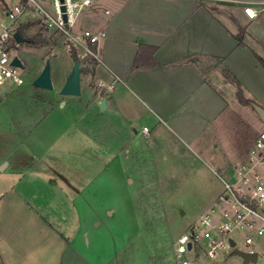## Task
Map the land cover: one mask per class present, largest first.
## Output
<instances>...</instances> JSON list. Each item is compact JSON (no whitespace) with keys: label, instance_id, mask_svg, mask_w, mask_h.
Here are the masks:
<instances>
[{"label":"rangeland","instance_id":"obj_1","mask_svg":"<svg viewBox=\"0 0 264 264\" xmlns=\"http://www.w3.org/2000/svg\"><path fill=\"white\" fill-rule=\"evenodd\" d=\"M191 1L194 8L201 7L194 9L201 27L193 34V46L229 44L228 37L211 30L212 21L243 36L246 23L234 26L229 17L242 6ZM35 2L55 16L53 0ZM91 2L70 33H103L93 49L97 58L36 23L24 31L25 39L40 35L47 43L21 44L12 52L23 61L24 84L33 81L49 60L53 87L36 101L31 84L0 85V244L7 236L28 238L18 243L17 253H27V264H42L45 255L54 257L62 247L53 236L59 233L80 257L72 262L69 250L64 264H172L176 238L218 202L224 190L220 178L230 174L227 166L242 160L264 131L254 110L257 105L264 109V67L258 61L259 56L264 59V19L247 29L253 37L244 40L251 49L247 48L249 57L237 75L230 72L240 86H248L243 97L251 105L239 103L235 85L224 78L225 58H217V65L210 63L206 82L194 75L180 86L178 76L128 78L120 71L123 80L115 82L101 66H129L134 41L148 38L136 34L141 21L129 18L143 7L136 0ZM30 11L35 16L31 21L38 22L40 15ZM261 16L264 12L254 21ZM182 36L171 34L159 45L166 50ZM74 54L82 61L80 95L63 96L60 91ZM200 64H193L198 71ZM103 100L106 108L101 111ZM37 214L48 224L40 223ZM242 236L234 235L239 252L245 250ZM52 244L57 246L51 253L40 248ZM255 251L257 264L264 263V235L256 238ZM208 264L245 263L231 253Z\"/></svg>","mask_w":264,"mask_h":264},{"label":"built area","instance_id":"obj_2","mask_svg":"<svg viewBox=\"0 0 264 264\" xmlns=\"http://www.w3.org/2000/svg\"><path fill=\"white\" fill-rule=\"evenodd\" d=\"M204 2L235 3L242 6V14L247 20H255L264 12V0H194ZM91 0H53L54 15L42 9L35 0H0V85L11 81L16 86L24 84V68L13 66L12 60L18 57L12 54L21 44L14 34L27 20H33L34 11L40 15L35 22L43 30H54L55 36L71 38L86 53L97 58L93 49H97L104 34L97 35L85 29L79 36L72 37L70 29L81 11L90 7ZM24 37V29L22 33ZM15 53V52H14ZM228 178L221 179L223 192L218 202L199 215L181 233L173 245L172 264H206L217 260L219 255H229L238 249L234 235L243 234L244 253L254 254L255 238L264 235V131L260 132L243 160L227 169ZM234 243L231 246V242ZM190 245V248H188ZM255 263L248 264H257ZM264 264V263H262Z\"/></svg>","mask_w":264,"mask_h":264},{"label":"crops","instance_id":"obj_3","mask_svg":"<svg viewBox=\"0 0 264 264\" xmlns=\"http://www.w3.org/2000/svg\"><path fill=\"white\" fill-rule=\"evenodd\" d=\"M136 1L143 8L137 10L138 14L131 13L129 18L137 19L141 21L142 25H138V28H142V29L136 30L134 25L133 30L135 29L136 34L140 33V35L142 34L147 35L148 38L144 37L143 40L138 39V41H134L133 43L134 49H132L133 51L132 59L130 62H128L129 66H126V68H123V70L117 69V67H115V69H109L104 64L101 66L102 70H104L109 77H111L115 82H119V83L123 79L120 77L118 71L121 72V75H123V77H128V78L137 77V75L139 74L146 77H150V76L163 77L161 76L162 73H165L164 75L167 78L178 76L180 77L178 81L180 86L186 82L185 78H190L194 75L198 80H204L206 82L205 76L209 75L208 73L210 71L209 70L210 63L214 62L217 65V61H216L218 60L217 58H221L223 60L225 58L224 61H226L225 65L228 71L231 72L232 74L237 75L238 70L240 68L239 65L243 66L244 62L246 61V58L249 57L247 54L249 53L248 50H251L250 47L244 43L245 39L253 40V37L249 33H247V29L252 26H255L256 24L258 25L264 19L263 18L264 16H261V18L257 20L258 22H255L254 20H247V18L242 14V10L240 8H238V10H236V12L233 13V15L229 16L230 19L232 20L233 25L236 24L238 21L246 23L243 36H241L240 38V43L239 40L237 39V34L235 31L230 30L233 32L230 33L223 25L219 23L217 24L212 21L213 26L211 30L218 36L228 37L229 44H227L226 46L223 42L221 43L218 42L217 40L216 42L218 43L214 45V48L205 49L204 47L193 46L191 43V41L193 40L194 32H196L198 28L201 27L199 23L200 18L194 17V12L201 9L200 6H196V8H194L191 0H136ZM194 9H196V11H194ZM34 24L35 22H31L30 20H27V22L24 23V31L27 32L30 28H32ZM181 33H183V36L180 38L179 44L169 46L170 48L166 50H162L163 48L159 45V43H162L166 39H169L171 37V34L176 35ZM23 38L25 39V37ZM207 41L211 43H215L214 41L211 40H207ZM22 44H27V40L25 43ZM220 44L221 45L223 44L225 47L223 45L220 46ZM139 45H147L156 48L153 58L158 63L157 66L139 68V69L133 68V62ZM13 52H16V50ZM252 57L254 58L253 55ZM186 58H192V59L188 61ZM193 58L195 59L193 60ZM259 58L262 57L259 56ZM228 59L232 61H228ZM39 60L40 59H38V62ZM197 61L202 62V64H200L201 70L199 69V71L196 68L197 66L194 67L193 65ZM104 67L107 70L103 69ZM127 67L130 68L127 69ZM41 68L42 65L40 66V69ZM213 68H216L215 70H217V67H213ZM175 72H179V74H174ZM213 72L217 73L219 71L217 70ZM244 84L245 83L241 82V86L243 87V88L241 87L242 91L248 90V86ZM159 120L163 121L162 118H160ZM257 136L255 137V139L257 138ZM254 141L252 142V144L254 143ZM252 144L248 147V149L252 146ZM248 149L245 150L244 157L242 158V160L245 158ZM238 161H241V157L239 160L228 165L226 170L229 168V166H231L232 164ZM49 202L50 201L46 203ZM38 217L40 219L39 220L40 223H42L43 225L48 224L46 223L47 220L44 217L43 219L39 215ZM48 226L51 227V225ZM57 234H53V236L55 237L54 239L55 240L59 239L60 243H62L61 245L62 247H57L58 253L55 254L54 257L50 254L45 255V262H42V264H64V260L68 255L67 251L69 250L71 251L70 255L72 258L70 260L72 262H74L75 258L79 256L76 253L77 252L76 249L72 247L71 243L67 240V238H65L61 234H59L60 236L56 237ZM23 239L27 240L28 238L20 237L19 241L17 240L16 237H12V236L9 237L7 236L3 238V240L5 241L0 244V264H27L26 261L27 253L26 252L17 253L19 250L18 243H24L22 241ZM48 242H52V241L48 239ZM43 246L44 248H46V251L48 253H51L50 251L54 249L53 247H56L57 245L52 244L49 247L48 245L46 246L41 245L40 248ZM23 247H25L28 250L26 246ZM62 251L63 253H61ZM15 254H18V256H16ZM206 264H208V262H206Z\"/></svg>","mask_w":264,"mask_h":264},{"label":"water","instance_id":"obj_4","mask_svg":"<svg viewBox=\"0 0 264 264\" xmlns=\"http://www.w3.org/2000/svg\"><path fill=\"white\" fill-rule=\"evenodd\" d=\"M24 25L19 28L17 33L14 34V39L17 43L22 44L26 42V39L22 37ZM79 63L81 62H75L73 63L72 69L68 77L66 78L64 85L61 88V95L63 96H70V97H76L80 95V76H81V70L79 68ZM13 66L23 69L24 65L21 63L18 57H14L11 63ZM50 69L49 66H45L42 70V72L39 74L35 80L32 81L31 85L38 87L43 90H49L53 87V82L50 75ZM99 109L101 111L105 110L106 108V102L103 100L99 104ZM254 110L258 114L261 121L264 123V109L260 108L258 106L254 107ZM231 246L234 245L232 241ZM188 248H190V245H188ZM234 254H238L244 261L245 264L248 263H255L257 260V254H247L244 252H239L237 249L233 250Z\"/></svg>","mask_w":264,"mask_h":264},{"label":"trees","instance_id":"obj_5","mask_svg":"<svg viewBox=\"0 0 264 264\" xmlns=\"http://www.w3.org/2000/svg\"><path fill=\"white\" fill-rule=\"evenodd\" d=\"M237 39L239 40V43H240V37L239 36H237ZM27 43L29 45L34 44V43L35 44H38V43L42 44V43H47V41L44 40L40 35H38L36 40H31V41L27 40ZM155 49L156 48L152 47V46L139 45L137 52H136L134 62H133V68L139 69V68H147V67L157 66L158 63L153 58ZM258 61L264 67V59L258 57ZM222 74H223L225 79L231 81L235 85V87H236L235 97L238 99L239 103L245 104V103L250 102V100L244 99L243 91H242L241 86L238 83L237 79L226 69H224L222 71ZM29 88L32 91V98H34L36 101L41 100V92H43V89H40V88L35 87L33 85H29ZM250 103H251V105L253 104L252 102H250Z\"/></svg>","mask_w":264,"mask_h":264},{"label":"bare ground","instance_id":"obj_6","mask_svg":"<svg viewBox=\"0 0 264 264\" xmlns=\"http://www.w3.org/2000/svg\"><path fill=\"white\" fill-rule=\"evenodd\" d=\"M61 37H63V36H61ZM64 38V37H63ZM66 39V41L67 42H70L71 43V47H73V48H80L79 47V45L77 44V42H75L73 39H71V38H65ZM70 46H68V47H70ZM81 49V48H80ZM72 60H73V63H75V62H82L81 60H79V58H78V56L76 55V54H74L73 56H72ZM47 65H49L50 66V62H49V60H46V62H45V64H44V66H43V68L45 67V66H47ZM43 68H42V70H43ZM42 70H41V72H42ZM40 72V73H41ZM39 73V74H40ZM39 76V75H38ZM37 76V77H38ZM36 77V78H37ZM80 78H81V76H80ZM35 80V79H34ZM80 81H81V79H80ZM81 83V82H80Z\"/></svg>","mask_w":264,"mask_h":264}]
</instances>
